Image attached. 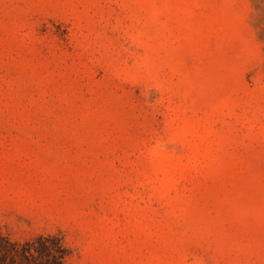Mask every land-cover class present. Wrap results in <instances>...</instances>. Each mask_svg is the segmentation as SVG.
Masks as SVG:
<instances>
[{
	"label": "rangeland",
	"instance_id": "374dc122",
	"mask_svg": "<svg viewBox=\"0 0 264 264\" xmlns=\"http://www.w3.org/2000/svg\"><path fill=\"white\" fill-rule=\"evenodd\" d=\"M0 237L264 264V0H0Z\"/></svg>",
	"mask_w": 264,
	"mask_h": 264
},
{
	"label": "trees",
	"instance_id": "16d2710c",
	"mask_svg": "<svg viewBox=\"0 0 264 264\" xmlns=\"http://www.w3.org/2000/svg\"><path fill=\"white\" fill-rule=\"evenodd\" d=\"M0 239H1L0 241H3V243H5V246H6L4 248H1V250H0V259H1V261H5L4 258H8L9 262H11L13 259V256L20 254V252L15 250V247L10 245L6 240H3L2 237H0ZM8 246L11 250H9ZM26 253H29L31 255L30 250H25L22 252L23 257L27 256Z\"/></svg>",
	"mask_w": 264,
	"mask_h": 264
}]
</instances>
